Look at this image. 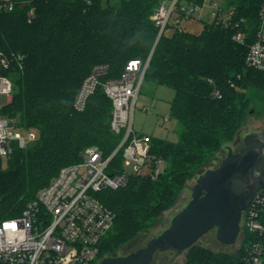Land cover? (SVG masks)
<instances>
[{
	"label": "trees",
	"instance_id": "16d2710c",
	"mask_svg": "<svg viewBox=\"0 0 264 264\" xmlns=\"http://www.w3.org/2000/svg\"><path fill=\"white\" fill-rule=\"evenodd\" d=\"M16 1V9L0 17V50L11 63L4 73L15 86L3 114L35 129L39 138L16 150L0 173V221L21 215L62 167L81 161L86 148L97 146L107 158L119 145L121 136L111 129L112 102L103 86L83 112L74 108L95 66L108 67L101 77L104 83L119 79L130 61L150 58L143 84L175 93L170 116L180 126L178 138L171 142L152 137L151 142V154L166 162L164 172L156 180L131 175L118 190L97 194L116 213L101 245V256L103 251L111 254L153 228L178 203L187 182L234 143L254 115L248 92L264 95V72L246 63L255 37L238 43L233 25L214 24H206L199 34L176 29L171 36L158 37L152 15L160 0H120L115 5L108 0L107 5L104 0ZM262 1L231 0L234 20L244 18L257 27ZM121 164L119 152L110 168ZM250 240L243 236L237 255L189 253L186 264H245Z\"/></svg>",
	"mask_w": 264,
	"mask_h": 264
},
{
	"label": "built area",
	"instance_id": "2783aa9c",
	"mask_svg": "<svg viewBox=\"0 0 264 264\" xmlns=\"http://www.w3.org/2000/svg\"><path fill=\"white\" fill-rule=\"evenodd\" d=\"M231 0H160L152 20L161 37L171 26L182 21L203 22L236 29L233 37L244 43L253 35L246 58L248 66L264 72V0L261 2L255 30H250L246 19L234 20ZM16 0H0V17L13 12ZM34 16V11L29 13ZM17 61L22 57H15ZM150 58L130 61L119 79L101 82L107 66H95L85 78L74 101V108L83 112L89 98L99 86L112 102L111 129L121 136L117 148L109 157L97 146L83 151L80 162L62 167L57 176L21 215L0 221V264H99L101 245L114 227L116 213L97 197L104 190H118L126 185L131 175L148 176L156 180L165 170V161L151 154L152 137L134 130L136 104L143 86ZM10 60L0 50V96L11 102L15 86L4 73ZM215 96H220L218 91ZM164 117V121H168ZM3 114L0 108V173L7 169L16 150H24L37 142L33 134L22 136L19 128L27 129ZM122 153L121 168L111 169V161ZM5 161L8 164L5 165ZM252 238L246 249L245 264H264V188L255 196L251 206L243 212L241 240Z\"/></svg>",
	"mask_w": 264,
	"mask_h": 264
},
{
	"label": "water",
	"instance_id": "95a60500",
	"mask_svg": "<svg viewBox=\"0 0 264 264\" xmlns=\"http://www.w3.org/2000/svg\"><path fill=\"white\" fill-rule=\"evenodd\" d=\"M240 131L233 146L239 151L222 149L224 159L216 168L198 171L191 200L186 197L164 212L163 232L148 244L126 256H107L99 264H151L157 252L186 254L211 231L222 245H234L241 232V219L257 193L264 188V131L247 134ZM1 201V200H0ZM169 255L159 264H168Z\"/></svg>",
	"mask_w": 264,
	"mask_h": 264
},
{
	"label": "rangeland",
	"instance_id": "374dc122",
	"mask_svg": "<svg viewBox=\"0 0 264 264\" xmlns=\"http://www.w3.org/2000/svg\"><path fill=\"white\" fill-rule=\"evenodd\" d=\"M119 1L120 0H108L107 4L115 5ZM105 2L106 0H104V5H107ZM206 24L208 23L196 22V21L193 22L182 21L180 24L177 25L171 24V28H169L165 32V35L171 36L173 31L176 29H181L184 30L185 32H189L192 34H199L203 30ZM247 26L252 31L256 29V26L254 24L248 23ZM156 87L157 85L155 84L144 82L135 108V114L133 120L134 130L143 134H148L151 137L157 139L175 142L178 138L180 126L170 116L171 113L170 102L168 101V99H165L163 97L162 93H160L162 89H165V91H172V90L164 87V88H158V90L155 91ZM257 92L258 91L254 89L248 92V95H250V97H252L254 100L255 113L252 116L250 115L248 117V120L244 123L242 127V131H243L242 137H244L247 134L264 131V95L261 92L260 93ZM7 105H8L7 97L0 96V108L4 109ZM164 117L169 118L167 122L164 121ZM13 119L15 121L14 123L16 124L19 123L18 118H13ZM17 133L21 134L22 136L33 134L37 137V140L39 138V133L35 129L26 130L24 128H19L17 130ZM228 146L229 147L231 146L233 151L237 152L243 146V144H239L234 147L233 143H230L228 144ZM223 159H224V155L218 154L217 158L213 159V161L210 164H208L206 168L209 169V168L218 167ZM7 164L8 161H5V165ZM165 167H166V162H165ZM197 179H198V175H196L194 178H192L187 182L178 200L179 202L182 198L186 197V201L184 202L181 208L185 207L186 204L191 200L192 189L194 188ZM160 218L161 219L156 223V225L153 228L149 229L146 233L140 234L138 238H136L129 244L120 247L118 250L112 252L111 254H109L107 251H103L102 258H105L107 256H114V255L126 256L130 253L136 252L140 248L145 247L151 239L159 236L163 232V230L166 227H168L172 217H170L164 228L162 227L164 221V213ZM210 234H212L214 237L212 241L207 240V241H203L201 245L196 244L186 254L178 253L174 251L157 252L151 264H159L161 258L165 255H169L170 257L168 264H186V262L188 261L189 253L195 256H202V257L208 256L210 255V253L224 254L225 256L237 255L242 241L240 236L237 238V241L234 245H222L216 240V230L211 231Z\"/></svg>",
	"mask_w": 264,
	"mask_h": 264
},
{
	"label": "crops",
	"instance_id": "0c3cea01",
	"mask_svg": "<svg viewBox=\"0 0 264 264\" xmlns=\"http://www.w3.org/2000/svg\"><path fill=\"white\" fill-rule=\"evenodd\" d=\"M164 87H165V86H157L156 89H155V91H157L158 88H164ZM165 88H168V87H165ZM169 89H170V88H169ZM171 90H172V89H171ZM171 92H172V93H171ZM160 93H162V94H163V97H164L165 99H168V101H169L170 104H171V102H172V100H173V98H174V95H175L174 91H173V90H172V91H165V89H162Z\"/></svg>",
	"mask_w": 264,
	"mask_h": 264
},
{
	"label": "flooded vegetation",
	"instance_id": "af4514ba",
	"mask_svg": "<svg viewBox=\"0 0 264 264\" xmlns=\"http://www.w3.org/2000/svg\"><path fill=\"white\" fill-rule=\"evenodd\" d=\"M213 238H214L213 235L209 233L208 235H206L205 237L202 238L201 244H202L203 241H207V240L212 241Z\"/></svg>",
	"mask_w": 264,
	"mask_h": 264
}]
</instances>
